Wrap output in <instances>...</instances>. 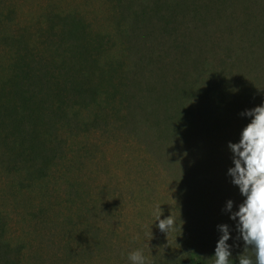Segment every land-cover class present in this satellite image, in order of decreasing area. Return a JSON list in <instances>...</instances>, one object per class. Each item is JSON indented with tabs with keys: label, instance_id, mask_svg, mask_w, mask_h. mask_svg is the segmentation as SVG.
<instances>
[{
	"label": "rangeland",
	"instance_id": "374dc122",
	"mask_svg": "<svg viewBox=\"0 0 264 264\" xmlns=\"http://www.w3.org/2000/svg\"><path fill=\"white\" fill-rule=\"evenodd\" d=\"M185 2L168 35L157 18L153 30L145 17L134 29L139 14L167 20ZM80 43L99 55L97 74L119 59L131 80L116 112L97 98H51L63 113L40 136L55 156L36 172L14 158L23 148L5 114L19 104L23 72L81 66ZM137 79L157 90L137 93ZM0 88L12 99L0 116V264H131L137 249L150 264H213L223 224L239 264L244 241L225 209L245 198L229 175V142L251 120L241 113L264 104V0H0ZM167 91L170 107L192 110L183 138L156 125L170 110ZM160 205L177 224L169 236L155 222Z\"/></svg>",
	"mask_w": 264,
	"mask_h": 264
},
{
	"label": "trees",
	"instance_id": "16d2710c",
	"mask_svg": "<svg viewBox=\"0 0 264 264\" xmlns=\"http://www.w3.org/2000/svg\"><path fill=\"white\" fill-rule=\"evenodd\" d=\"M182 4L183 3H178L174 9H170L171 17L167 20V17H165L163 13L161 14L159 10H155L153 17L146 14H139L140 17L136 16L134 21V29L137 28L136 25L140 26L139 23L142 18L145 17L147 20H145L143 28H146L148 24L150 29L153 30V27L158 26L153 23L154 19L157 18L156 21L159 24L160 29H163L168 35V30L171 28V22L181 16H186H179L178 14L180 11H183L182 7L187 5V2H185L183 6ZM148 18L150 20H148ZM77 31L78 29L71 31L69 33L70 36L82 40V36H80L81 34H78ZM126 37L131 39L134 35L129 33ZM128 50L131 51L132 48H128L127 51ZM75 52H78L79 55H82V57L85 58V63L81 66L70 64L68 68L66 67L67 65L64 67V64L62 63V66L60 65L61 67L59 68V75L52 73L49 70L42 73V77L41 74L36 75V69H33L32 67H30L29 71L23 72L22 83H19L13 91L14 98L20 99L19 104L13 103L11 106L12 108H10L9 111H7L8 105L6 102L11 104L12 102L9 100L12 99L10 96H6L4 88H0V116L1 111L5 109L7 111L5 115L10 118L8 123L10 134L13 133L12 136L19 137L21 142L19 148H23V151L19 152L14 158H23L25 161L20 162L27 163L30 168L36 170V172H44L55 156V151L45 148L46 144L40 136L42 127H46L47 130L50 129L49 125L52 123L53 115L58 117L62 116L63 113L61 106H55V104L49 101L51 98L52 100L53 97L59 100L63 99L64 102L67 99H73L74 95L83 97L85 101L97 98V100L101 99L99 106L102 109L107 111L110 107L112 112H116L118 111L117 103H123V98L125 97L124 89L128 87L126 86L127 82L131 80L125 76V73L121 69L124 65L119 59H117L116 64L114 65L117 67L116 69H113L108 73L101 72L100 74H97L95 67H97L100 62L98 61L99 55L96 53L95 56V52H93L90 44L82 43L80 48ZM176 53H178V51H176ZM159 58L160 63L163 62L164 55L159 56ZM86 66H88L87 74L82 71ZM142 69L146 70V67L142 66ZM144 79H137V93L140 92L143 88L142 84H144L149 95H152V93L157 90V83L144 81ZM38 81L41 83L37 84ZM172 97L173 95L167 91L165 103L169 106L166 108L170 110L168 111L165 121L157 119L156 125L161 128L160 130H164L170 135L176 134L177 137L181 135V138H183L182 131L184 129H189V124L191 127L193 125V121L190 120L189 117V115L192 114V110L186 107V104L182 103L177 104L178 109L177 107H170ZM44 105H47L48 107L42 109ZM48 108L51 110L50 114H47ZM28 123L32 125V130L30 132L24 129L25 125ZM163 125L166 127H163ZM192 264H205V262L200 258H194Z\"/></svg>",
	"mask_w": 264,
	"mask_h": 264
},
{
	"label": "clouds",
	"instance_id": "9594fccd",
	"mask_svg": "<svg viewBox=\"0 0 264 264\" xmlns=\"http://www.w3.org/2000/svg\"><path fill=\"white\" fill-rule=\"evenodd\" d=\"M251 118L243 128L239 142H229L233 153L234 166L229 169L234 185L238 186L245 198L236 210L234 202L229 200L225 211L230 218L237 221V230L244 241V252L239 256V264H264V104L241 113ZM161 205L158 208L156 221L161 232L168 234L175 231L177 224L172 215L161 219ZM222 232L215 248L213 264H231V238L229 226L219 225ZM251 252L255 260H253ZM131 264H150L143 251L137 249L129 253Z\"/></svg>",
	"mask_w": 264,
	"mask_h": 264
}]
</instances>
